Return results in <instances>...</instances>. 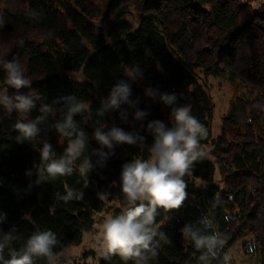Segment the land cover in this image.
Instances as JSON below:
<instances>
[{
	"label": "trees",
	"instance_id": "1",
	"mask_svg": "<svg viewBox=\"0 0 264 264\" xmlns=\"http://www.w3.org/2000/svg\"><path fill=\"white\" fill-rule=\"evenodd\" d=\"M129 8L138 16L136 27L122 18ZM0 14V60H19L31 80L28 87L11 88L0 68V92L32 99L27 120L44 117L35 140H17L14 124L20 114L0 102V229H15L19 239L13 247L37 230L51 229L62 242L59 253L91 229L93 216L102 209L98 193H109V201L123 199L122 166L136 157L148 158L154 139L148 124L161 120L172 126L161 93H175L177 106L189 105L208 129L201 149L212 144V100L193 73L202 69L214 77L229 75L248 88L249 97L233 99L221 119L212 151L215 164L205 157L184 177L188 195L182 207L158 210L156 226L167 242H160L157 256L146 264H205L193 242L185 240V227L222 234L224 248L209 264H225L224 253L244 233L253 236L243 246L244 255L264 264V5L255 9L250 0H0ZM100 20L108 23L105 32L96 26ZM59 70L80 72L81 80ZM121 81L130 86L128 102L100 115ZM148 89L156 95L149 96ZM69 97L85 104L72 119L77 131L85 133L86 147L74 161L72 175L45 179L44 143L59 159L75 138L57 128L65 122ZM137 110L146 113L142 120L135 119ZM97 127L142 136L144 147L139 141L104 147L94 137ZM100 152L108 154L103 166ZM216 169L223 188L215 182ZM67 188L83 197L67 203L58 199ZM206 216L212 227L201 223ZM4 257L9 258L8 248ZM98 264L125 262L118 255H103Z\"/></svg>",
	"mask_w": 264,
	"mask_h": 264
},
{
	"label": "clouds",
	"instance_id": "2",
	"mask_svg": "<svg viewBox=\"0 0 264 264\" xmlns=\"http://www.w3.org/2000/svg\"><path fill=\"white\" fill-rule=\"evenodd\" d=\"M3 25V19H0V28ZM0 68L5 73L9 87L19 90L30 85L31 80L25 75V69L19 60H0ZM147 94L153 97L156 95L151 89L147 90ZM129 95L130 86L123 81L119 82L113 87L105 109L99 114L103 115L107 108H118L122 102H128ZM159 98L171 109L169 119L172 126L169 127L161 120H154L148 124V130L154 138L148 148L149 156L147 159L136 157L122 166L121 211L117 215L106 216L102 225L104 257L118 255L125 264H128V261L146 264L149 258L157 256L156 249L159 248L160 242H167L166 235L159 232L156 226V218L160 215L158 210L170 211L182 207L188 195L184 177L191 176L195 163L206 156L200 142L207 138L208 129L192 114L190 106L187 104L177 106L175 93H161ZM68 99L71 106L68 108L65 122L58 124L57 128L61 135L75 138L69 140L64 155L59 159L54 158L51 145L44 143L41 160L45 162V168L41 169V176L45 179L55 180L58 177L72 175L74 161L83 154L86 147L85 133L77 131L72 119L73 115L85 109V104L77 102L74 97ZM0 102L4 103L9 111L15 109L20 114L21 118L14 124L18 133L16 139L35 140L40 132L38 125L44 117L26 119V114L34 106L32 99L25 95L9 97L7 92H0ZM42 111L46 112L47 108H43ZM134 116L136 120H142L146 113L137 110ZM94 137L102 146L109 149L119 144L136 145L138 141L143 148L145 140L142 136L125 132L118 127H112L108 131L97 127ZM98 155L100 156L98 163L103 166L108 154L100 152ZM86 164L91 171L93 164L90 158H86ZM65 193L62 196L58 195V199L65 203L83 197L81 191L73 188H67ZM109 195L107 192L98 193L102 202H107ZM201 223L205 228L212 227V221L207 216ZM183 235L185 240L190 239L195 249L201 252L199 259L205 264L217 258L225 245V239L216 230H213L211 235H205L198 228L193 230L192 227H185ZM18 239L15 229L7 233L0 229V264H37L38 259L44 260L45 264H60V256L56 249L62 247V242L51 229L37 230L28 236L19 248L13 247V242ZM5 248H8V259L4 257ZM223 258L227 264L230 255L225 252ZM65 264H71V260L66 258Z\"/></svg>",
	"mask_w": 264,
	"mask_h": 264
},
{
	"label": "rangeland",
	"instance_id": "3",
	"mask_svg": "<svg viewBox=\"0 0 264 264\" xmlns=\"http://www.w3.org/2000/svg\"><path fill=\"white\" fill-rule=\"evenodd\" d=\"M245 3L247 0H241ZM255 9L264 5V0H250ZM123 19L130 21L134 27L138 25V16L131 9H127L122 16ZM96 26L102 32L108 28L106 21H96ZM62 75H67L77 80H81V73H64L58 71ZM194 75L199 83L209 94L213 104V121L211 124V134L213 138L212 144L203 147L206 158L215 164L212 156L213 144L217 137L221 134V119L227 115L230 102L236 97H249V90L239 82L232 80L229 75L224 77H214L206 74L202 69H195ZM4 92V91H3ZM264 129V124H263ZM215 182L223 188L222 177L219 171H215ZM123 199L118 201L102 202V209L93 216V225L91 229L83 233L79 242L70 245L59 252L60 264H65V259H70L71 264H98L99 259L104 255L103 231L102 225L104 218L108 215H117L121 211V203ZM253 240V236L249 233L242 234L227 250L230 255L228 264H259L257 256H245L243 246ZM45 264V262L43 263Z\"/></svg>",
	"mask_w": 264,
	"mask_h": 264
}]
</instances>
